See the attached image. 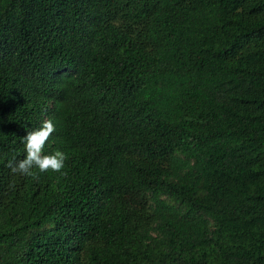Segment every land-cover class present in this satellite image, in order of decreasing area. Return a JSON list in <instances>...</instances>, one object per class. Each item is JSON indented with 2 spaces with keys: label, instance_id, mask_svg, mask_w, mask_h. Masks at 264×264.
<instances>
[{
  "label": "trees",
  "instance_id": "1",
  "mask_svg": "<svg viewBox=\"0 0 264 264\" xmlns=\"http://www.w3.org/2000/svg\"><path fill=\"white\" fill-rule=\"evenodd\" d=\"M0 264H264V0H0Z\"/></svg>",
  "mask_w": 264,
  "mask_h": 264
},
{
  "label": "clouds",
  "instance_id": "2",
  "mask_svg": "<svg viewBox=\"0 0 264 264\" xmlns=\"http://www.w3.org/2000/svg\"><path fill=\"white\" fill-rule=\"evenodd\" d=\"M55 130V125L49 119L43 121L40 128L26 131V135L22 137L26 155L21 160L14 158L8 161L7 166L11 172L27 176H34V168L40 172H62L66 160L65 153L57 150L53 154H43L44 146Z\"/></svg>",
  "mask_w": 264,
  "mask_h": 264
}]
</instances>
